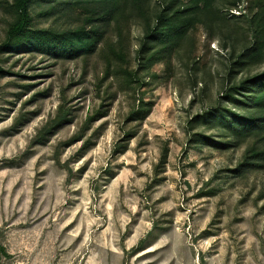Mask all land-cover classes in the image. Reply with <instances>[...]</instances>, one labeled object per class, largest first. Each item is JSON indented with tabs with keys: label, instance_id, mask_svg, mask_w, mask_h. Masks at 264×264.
<instances>
[{
	"label": "rangeland",
	"instance_id": "374dc122",
	"mask_svg": "<svg viewBox=\"0 0 264 264\" xmlns=\"http://www.w3.org/2000/svg\"><path fill=\"white\" fill-rule=\"evenodd\" d=\"M13 2L0 0V44ZM40 13L34 29L85 22ZM143 34L134 23L129 85L106 76L102 52L0 54V264H264V143L190 125L264 65L232 73L231 46L199 25L169 64L141 71ZM142 102L152 111L133 120Z\"/></svg>",
	"mask_w": 264,
	"mask_h": 264
},
{
	"label": "trees",
	"instance_id": "16d2710c",
	"mask_svg": "<svg viewBox=\"0 0 264 264\" xmlns=\"http://www.w3.org/2000/svg\"><path fill=\"white\" fill-rule=\"evenodd\" d=\"M11 8L15 20L0 44V54L17 46L32 47L64 60L102 52L106 76L120 75L126 85L134 81L129 66L123 65L130 55L134 23H139L144 32L138 52L141 71L157 63L169 64L191 43V34L199 25L212 38L219 36L224 49L231 46L232 73L264 65V0H14ZM37 9L47 17L76 13L79 18L84 16L85 22L62 33L34 29L33 12ZM236 10L240 15L233 14ZM242 21L251 33L230 29V23ZM151 111L152 104L142 102L132 119L143 121ZM190 125L191 129H218L238 143L248 139L264 143V69L229 83L218 106L195 116ZM203 138L218 144L212 137ZM253 157L260 160L264 152L257 151Z\"/></svg>",
	"mask_w": 264,
	"mask_h": 264
}]
</instances>
